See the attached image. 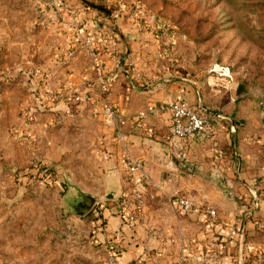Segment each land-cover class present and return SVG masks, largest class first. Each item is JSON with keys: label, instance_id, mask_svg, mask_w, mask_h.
Returning <instances> with one entry per match:
<instances>
[{"label": "rangeland", "instance_id": "obj_1", "mask_svg": "<svg viewBox=\"0 0 264 264\" xmlns=\"http://www.w3.org/2000/svg\"><path fill=\"white\" fill-rule=\"evenodd\" d=\"M65 1L96 14L92 46L97 52L104 47L113 59L111 70L103 64L114 75L113 85L107 99L92 84L95 77L81 85L45 81L48 74L70 76L90 62L84 47L90 29H83V37L72 26L46 25L50 10L41 0H0V264H103L99 232L104 212L116 201L106 195L130 186L116 148L121 142L99 110L107 99L133 115L131 106L146 109L141 103L152 91L167 97L149 104L177 96L194 103L200 95L206 110L225 116L222 130L233 131L225 142L235 143L239 164L229 168L232 180L218 187L231 200L230 192L238 190L233 201L243 206L242 225L263 222L264 0ZM103 27L108 33L100 35ZM69 33L78 34L76 41ZM128 63L151 92L124 83L114 90L117 72L126 74ZM89 89L94 102L65 99ZM204 149L195 148L191 157L203 161ZM183 176L197 192L195 176ZM151 184V202L166 205L176 197ZM87 194L95 201L80 215L78 202Z\"/></svg>", "mask_w": 264, "mask_h": 264}, {"label": "crops", "instance_id": "obj_2", "mask_svg": "<svg viewBox=\"0 0 264 264\" xmlns=\"http://www.w3.org/2000/svg\"><path fill=\"white\" fill-rule=\"evenodd\" d=\"M87 33L86 30H83L79 35L84 37ZM68 35L71 37L72 34ZM77 36L78 34L72 35L74 40ZM98 49L100 50L99 58L106 68L111 70L112 64H114L113 59H110L104 47L101 46ZM69 52L64 53L68 55ZM125 58L129 60L126 54ZM55 64L61 63L56 62ZM95 75L96 69L91 65V62H88L83 66V70H77L70 76H62V72H60L56 76L52 75L53 78H51L52 76L49 77L48 74V79L46 78L45 81L50 83L55 78L58 83L81 85ZM123 83L125 88L135 92L139 90L142 92L149 90L146 93L151 92L149 87L152 85L150 83L135 81L130 76L118 71L114 90L118 91L121 87L123 88ZM146 93L144 92V94ZM137 97L142 98V94ZM166 97L167 95L163 91H152L151 94L145 96L141 104L142 106L148 105V100H163ZM176 98L181 97L177 96ZM183 99L186 100L185 96ZM202 101V97L198 95L196 102H189L209 112L219 127L217 126V133L213 140L197 135L188 142L190 155L195 148L201 150L204 146V152L207 155L203 161L194 156L197 169L193 175L195 179H192L199 182V187L196 186L197 192L191 190L190 182H186L187 178L183 176L182 169L171 164L170 160L167 164L164 163L163 156H155L157 149L166 147L165 142L170 135L166 114L153 119L155 122L147 119L143 129H137L130 124L124 127L128 134V141L125 147H122L121 143L116 145L120 158L124 162L126 154L132 157H144L147 160L144 172L147 178H143L141 172H136L133 177L127 178L131 180L130 182L138 184L143 191L145 198L144 220L129 223L121 216L116 206L106 209L107 212H104L105 221L100 228L98 241L101 248L105 245L116 254L119 264H177L181 254L188 256L187 264H198V258L208 250L210 244H213L220 252L218 264H264V239L259 237L260 233L264 234V230L258 227L259 221L242 225L240 211L243 206L238 207L233 201L237 200L238 190L235 193L230 192L233 197L231 200L226 199L227 193L218 187V183L223 180H232L230 169L231 167L236 168V165L239 164L234 158V155H237L235 143H231V146L228 147L229 142H225V139L233 131L224 133L222 129L225 116L206 110ZM137 108L131 106V110L128 111L137 110L138 112ZM222 151L223 157L217 155ZM199 152L201 153V151ZM151 182L168 195L188 198L193 203L192 208L188 211L179 210L174 201L175 196L170 204L161 205L156 201L151 202L150 196L156 193V187L153 188ZM161 182L165 184L164 188ZM126 184L129 185L127 182ZM207 208H212L215 215H209L206 212ZM239 227H242L239 234L231 236L230 230Z\"/></svg>", "mask_w": 264, "mask_h": 264}, {"label": "built area", "instance_id": "obj_3", "mask_svg": "<svg viewBox=\"0 0 264 264\" xmlns=\"http://www.w3.org/2000/svg\"><path fill=\"white\" fill-rule=\"evenodd\" d=\"M41 1L42 8L50 10L45 17L46 25L55 23L60 26H72L76 33H80L86 26L90 29L91 33L85 39L84 47L86 48L91 64L96 69L95 79L92 84L98 88L101 94H105L104 96L107 98L112 89L114 75L111 72L109 74L105 72L103 62L98 56L99 53L92 46L94 38L98 36L95 25L96 14L93 16L90 11H87L89 9L88 7L73 8L68 6L65 0ZM95 10L97 11L98 9L96 8ZM114 15L110 13L109 16ZM89 23L90 26H88ZM102 29H105V31L99 29L98 32L100 35L102 33H108L107 28L103 27ZM111 32L113 33V31ZM71 55L72 52H69V56ZM125 73L135 80L142 79L139 71L131 63H128V68L125 70ZM58 96L61 97L60 94ZM65 99L72 102H94L93 93L90 89L83 94L81 91H73ZM107 99L104 100L101 106L102 108L99 110L101 119L112 127L117 136L116 141L124 145H126L125 143L128 139V134L124 130L126 125L130 124L137 129H143L150 114H166L170 135L165 143L170 153V162L171 164H175L177 168L182 169L184 174L188 176H192L197 169V162L191 157L188 150V142L197 135L204 139L213 140L217 133V126L212 115L183 98L150 103L146 106V109L138 111L134 115H128L124 109ZM123 164L128 176L127 178L133 177L136 172H141V176L145 179L147 178V175L144 173L147 167V160L145 158H134L126 154ZM130 181V179H127L130 187L122 194L119 200L115 201V206L127 222L137 223L144 220L145 198L138 184ZM174 201L177 208L182 211H188L193 206L192 201L184 196H177ZM206 212L211 216L215 215V211L212 208H207ZM258 227L264 230V221L259 222ZM241 229L242 227L231 229L230 235L237 236ZM102 247L105 252L103 264H119L116 254L110 251L107 246L103 245ZM219 253L215 246L210 244L208 250L198 258V264H218ZM187 260L188 256L181 254L178 257L177 264H187Z\"/></svg>", "mask_w": 264, "mask_h": 264}, {"label": "water", "instance_id": "obj_4", "mask_svg": "<svg viewBox=\"0 0 264 264\" xmlns=\"http://www.w3.org/2000/svg\"><path fill=\"white\" fill-rule=\"evenodd\" d=\"M162 156H163L164 163H167L169 160V156H170L168 150H164ZM121 194H122L121 190L119 192L112 191V192L107 193L106 197L107 199L119 200L121 198ZM94 201H95V197L89 194L84 196L83 200L78 202V205L81 207V210L78 211L77 213L82 215L84 211L87 210Z\"/></svg>", "mask_w": 264, "mask_h": 264}, {"label": "trees", "instance_id": "obj_5", "mask_svg": "<svg viewBox=\"0 0 264 264\" xmlns=\"http://www.w3.org/2000/svg\"><path fill=\"white\" fill-rule=\"evenodd\" d=\"M93 6H94V5H93ZM96 7H97V8H99L100 10H102V9H103V8H102V6H101V7H100V6H99V7H98V6H96Z\"/></svg>", "mask_w": 264, "mask_h": 264}]
</instances>
